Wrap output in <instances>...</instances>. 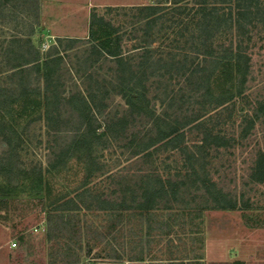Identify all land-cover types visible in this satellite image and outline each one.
Instances as JSON below:
<instances>
[{
	"label": "rangeland",
	"instance_id": "rangeland-1",
	"mask_svg": "<svg viewBox=\"0 0 264 264\" xmlns=\"http://www.w3.org/2000/svg\"><path fill=\"white\" fill-rule=\"evenodd\" d=\"M156 1L0 0V231H6L0 246L5 239L15 243L9 264H264V181L254 173L264 153V117L250 128L245 121L264 100V0L244 36L249 73L228 109L203 98L196 78L176 69L197 61L193 0L176 6L163 0L168 10L149 29L137 9ZM90 13L113 27L99 25L96 36L119 37L131 63L155 38L156 55L176 64L145 82L147 114L130 112L116 83L120 66L92 48ZM226 33L215 45H228ZM31 47L41 66L53 59L48 78L25 65L34 57ZM77 95H91L97 109L87 115L95 130L86 138ZM168 123L181 127L191 151L211 132L212 147L193 166L201 172L202 165L236 209L216 208L188 176L191 164L182 152L157 140L155 124L166 129ZM216 135L226 139L219 143ZM180 179L176 197L165 194L152 214L140 216L143 188ZM83 189L125 202L126 210H77L72 201ZM59 215L68 224L48 238L47 220Z\"/></svg>",
	"mask_w": 264,
	"mask_h": 264
},
{
	"label": "trees",
	"instance_id": "trees-1",
	"mask_svg": "<svg viewBox=\"0 0 264 264\" xmlns=\"http://www.w3.org/2000/svg\"><path fill=\"white\" fill-rule=\"evenodd\" d=\"M180 1L172 0L171 3L176 6ZM258 3V0H193L192 7H190V32L195 44L197 61L189 66L183 64L182 67L180 66L176 69L178 71L181 69L188 71L191 77L196 78L197 88L202 92L201 96L207 100L214 98V102L220 106L225 105V109H228L227 107L230 102L234 105L235 100L242 94L249 73V56L246 51L248 47L244 43V36L247 32L246 28L254 24L255 20L259 17ZM163 4V0H157L153 5L141 6L137 9L144 20H146L147 28L151 29L155 24H158L162 14L168 10ZM103 24L113 29L111 24L104 23L102 17H98L95 13H90L88 39H91L96 44L92 48L95 52L111 57L120 66L118 69V72H120L119 77L116 81L119 87V94L132 114L145 115L148 110L145 82L151 77H158L160 74L170 72V70L175 68L176 64L169 62L170 60L164 61L156 55V52L160 51L161 48L159 49L154 46L157 42L155 38L147 39L143 46L139 47L142 51L141 59L136 63H131L120 52L119 37L111 39V35H107V37L101 39L96 36L97 27ZM225 33L231 36L227 42L228 45L225 42L215 45L216 37ZM232 36L237 38L236 43ZM31 48L34 52V57L30 62H26L25 65L32 64L31 66H35L38 73L40 69L45 70V78H48V66L52 63L53 59L48 57L41 66L39 52L33 47ZM201 56L202 59H199ZM221 80L223 81L222 83H220ZM217 82L221 85L217 86ZM75 98L80 105L77 111L80 118V128H83L82 137L86 138L95 130L91 125V119L87 117L90 114L92 118V112L97 110L94 98L91 95L86 97L77 95ZM85 117L87 118L86 121ZM263 117L264 100L257 102L251 109V112L246 113L245 121L248 120L250 128L255 121ZM156 119L157 121H161L159 117ZM163 123L165 124L164 121ZM167 125V128L164 129L162 126L155 124L159 133L158 137H156L157 140H166L171 147L177 148L182 152L185 160L191 164V176H188L195 179L194 182L198 186V189L202 190L209 197L216 208L221 210L236 209V202L229 195L217 188L204 167L201 165L202 171L198 172V169L193 166L194 161L200 160V156L197 158L198 154L200 155L206 149L212 147L213 143L208 142L211 132L207 131L209 136L205 135L200 145L195 146L196 151H191L185 143V133L181 127L172 125L171 123ZM215 138L219 143L226 139L219 135H216ZM259 154L263 159L264 153L260 152ZM261 158L257 162L254 173L256 176H260L259 180L263 182L264 165ZM259 162L261 163L259 164ZM184 182L182 179L177 181L168 180L166 182L159 181L158 186L143 188L138 208L140 216L144 217V214H152L157 207L158 200H162L165 194L176 197ZM85 199L87 200L85 201ZM72 202L77 210L84 206L87 209L97 208V210L107 211L112 214L126 210L125 202H114L103 199L101 196L92 193L90 189L81 190L77 195V199H73ZM66 210L76 209L68 208ZM62 219L63 217L59 215L54 222L53 217H49L46 228L48 238H51L56 230H63L67 226L68 223ZM158 225L162 228L163 223L160 222ZM198 262V264H202L201 261ZM169 264H177V262L170 260Z\"/></svg>",
	"mask_w": 264,
	"mask_h": 264
},
{
	"label": "crops",
	"instance_id": "crops-1",
	"mask_svg": "<svg viewBox=\"0 0 264 264\" xmlns=\"http://www.w3.org/2000/svg\"><path fill=\"white\" fill-rule=\"evenodd\" d=\"M5 232H6L5 230L0 231V236H2V238L5 236ZM3 244L4 245L0 246V264H9V259H8V253L10 252L9 248L11 249L13 247L10 244L8 246V240L6 239H5V243Z\"/></svg>",
	"mask_w": 264,
	"mask_h": 264
},
{
	"label": "built area",
	"instance_id": "built-area-1",
	"mask_svg": "<svg viewBox=\"0 0 264 264\" xmlns=\"http://www.w3.org/2000/svg\"><path fill=\"white\" fill-rule=\"evenodd\" d=\"M11 246L14 248V246H15V243H12V244H11Z\"/></svg>",
	"mask_w": 264,
	"mask_h": 264
}]
</instances>
